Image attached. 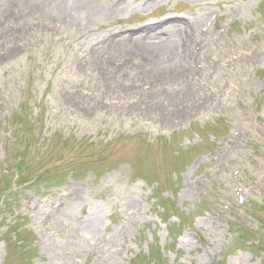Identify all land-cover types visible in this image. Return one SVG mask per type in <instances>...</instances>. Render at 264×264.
<instances>
[{"label":"rangeland","instance_id":"374dc122","mask_svg":"<svg viewBox=\"0 0 264 264\" xmlns=\"http://www.w3.org/2000/svg\"><path fill=\"white\" fill-rule=\"evenodd\" d=\"M3 1L0 14L10 5V0ZM139 1L116 18L95 19L87 26L76 16L62 18L43 8L19 22L22 28L37 19L61 22L57 33L66 37L56 42L55 34H50L44 46L26 53L18 47L20 40L14 39L8 44L18 55L0 59V264H264V187L249 190L264 173V60H250L243 67L218 64L216 86L225 78L232 82L224 98L218 96L219 88L201 87L196 75L197 86L191 91L185 90V84H171L175 89L183 87L175 99L154 91L139 96L142 93L136 90L123 100L127 106L115 98L114 108L104 110L83 109L57 89L95 84L106 101L107 82L100 86L102 81L76 71L79 61L114 54L110 50L114 44L101 47L98 38L115 27L139 24L148 12L157 15L169 7L188 13L198 7L191 0H164L145 11L134 8ZM202 7L201 21L217 8L220 21L239 12L226 34L209 46L211 39L205 48V73L215 66L221 51L222 62L229 61L264 37L260 25L264 0H209ZM67 18H74L73 23ZM256 25L259 31L249 38L246 30ZM46 33L38 28L30 38ZM77 43H84L79 56L71 54ZM94 49L98 54L84 59ZM137 51L138 47L129 54L122 51L118 57L131 55L136 64ZM179 63L170 61L169 69ZM254 64L259 66L257 76L247 83ZM190 67H195L194 61ZM134 77L113 84L122 88ZM186 92L190 99H204L209 106L173 120L175 115L156 117L154 111L144 110L140 114L152 128L137 120L147 102L161 108L164 116L166 111L173 113L185 102ZM160 121L172 124L164 128ZM235 128L240 134L234 135ZM195 155H202V161L193 163ZM217 166L222 167L220 176L212 171ZM234 167L241 168L247 200L243 211L232 203L223 215L224 200L232 197L229 173ZM16 169L22 178L34 181L15 189L11 184ZM8 186L12 192L8 189L11 193L5 194ZM136 203L142 204L140 212L121 223ZM111 233L116 238L110 239ZM194 233L200 234V244L188 243Z\"/></svg>","mask_w":264,"mask_h":264},{"label":"bare ground","instance_id":"6f19581e","mask_svg":"<svg viewBox=\"0 0 264 264\" xmlns=\"http://www.w3.org/2000/svg\"><path fill=\"white\" fill-rule=\"evenodd\" d=\"M158 1L162 0H149L145 1L141 4V8L154 7L158 5ZM198 1V0H194ZM203 0L199 1L202 2ZM207 1V0H205ZM4 5V1L0 0V7ZM130 5V0H121L115 3L114 0L108 2V0H20L19 4L15 9V14L17 16L18 21L25 19L27 16L31 15L33 11L39 8H43L46 11H52L56 15L59 14L62 18L65 14L70 15L71 17L76 16L84 26L88 25V22L95 21V19L100 18H109L117 11L125 9ZM196 17H199L201 14V10L198 9L194 12ZM1 17V15H0ZM199 19L195 20V23H198ZM183 22L180 19H168L163 21V27H159L155 23H151L146 26V31L136 36L133 40L131 35L127 36L128 39L123 40L121 43L125 50H131V48L135 47L134 45L141 48V50L146 54L150 63H156V67H151L149 64L141 63L138 65V69L135 70L137 76H140L142 79L145 78V81L148 83L149 88L156 92L158 96L162 98H168V96H172L175 99V93L182 89L183 87H179L175 89L171 84H174V79L179 78L183 75L191 74V67L189 63L185 65L183 69L174 73L169 69L168 65L170 61H175L181 59L183 57L182 52L180 51L178 31L181 29ZM199 26V25H198ZM198 26H195L197 29ZM166 28V29H164ZM26 35V34H25ZM22 35V36H25ZM17 30H6L0 34V47L3 45L4 49L2 50L0 57H6L11 53H15L16 49L12 47V45H7L6 40L9 37H20ZM123 36V37H124ZM125 38V37H124ZM131 40L133 44H131ZM233 41V37H231ZM119 43V45H121ZM252 60H258V58H252ZM248 60H242L237 65L239 67H243ZM103 63H107L103 61ZM93 66V65H92ZM111 75H100L101 79L109 83V90L105 92L106 96L113 97L116 99L125 100L126 96L129 93H133L134 89L131 85L122 89L118 87V85L113 84L117 79L122 78L123 75H118V70L114 73L110 71ZM148 78V79H147ZM150 81V82H149ZM165 85H168L169 89L164 88ZM197 84L193 76H190L188 84L185 85V90L191 91L196 88ZM184 90V91H185ZM187 91V92H188ZM185 95V102L175 108L173 113H168L166 111V116L162 113V109L157 106H153L151 103L147 102L145 107L143 108L145 111H154L155 115L158 117L170 118V115H175L170 119L181 116L182 114L187 113L186 111H191L196 106L197 101L190 99V96ZM198 104V103H197ZM215 106V105H214ZM159 107H161L159 105ZM207 107V106H206ZM86 109V108H85ZM128 109V108H127ZM167 120V119H163ZM173 120V119H172ZM171 120V121H172ZM77 199L81 198L78 194L76 195ZM110 239L116 238L115 236H109ZM64 253V252H63Z\"/></svg>","mask_w":264,"mask_h":264}]
</instances>
